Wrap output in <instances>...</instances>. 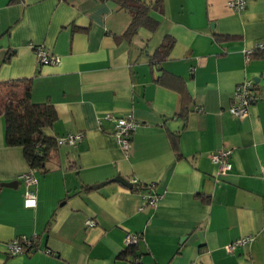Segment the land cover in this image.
I'll return each instance as SVG.
<instances>
[{
	"label": "crops",
	"instance_id": "crops-1",
	"mask_svg": "<svg viewBox=\"0 0 264 264\" xmlns=\"http://www.w3.org/2000/svg\"><path fill=\"white\" fill-rule=\"evenodd\" d=\"M230 1L163 0L150 12L157 29L128 37L134 14L116 0H0V82L31 80L32 102L56 110L50 137L84 136L53 148L27 185L31 169L0 116V264H264V51L246 58L264 39V0L241 12ZM166 36L172 51L154 63ZM39 46L60 63L40 64ZM245 80L259 99L238 119L229 108ZM109 113L138 123L129 154ZM221 149L231 150L225 175L211 160ZM117 176L145 189L101 186ZM22 237L33 248L11 256Z\"/></svg>",
	"mask_w": 264,
	"mask_h": 264
},
{
	"label": "trees",
	"instance_id": "trees-1",
	"mask_svg": "<svg viewBox=\"0 0 264 264\" xmlns=\"http://www.w3.org/2000/svg\"><path fill=\"white\" fill-rule=\"evenodd\" d=\"M123 7L132 10L133 19L126 35L133 36L141 27L155 31L159 22L150 16L151 10L162 13L163 0L142 2L133 0H116ZM175 40L166 36L162 44L150 56L154 63L166 61L172 51ZM256 52L251 56L254 57ZM0 116L6 123V144L8 147L23 149L24 159L31 170L45 172L50 152L57 147L54 137L46 133L57 120L56 110L51 104H34L32 102L31 80H9L0 82ZM177 137H173L176 146ZM178 152V151H177ZM0 184V188H1ZM139 187V188H137ZM144 190L134 184L132 189ZM129 247L122 256L131 255Z\"/></svg>",
	"mask_w": 264,
	"mask_h": 264
},
{
	"label": "built area",
	"instance_id": "built-area-1",
	"mask_svg": "<svg viewBox=\"0 0 264 264\" xmlns=\"http://www.w3.org/2000/svg\"><path fill=\"white\" fill-rule=\"evenodd\" d=\"M133 1H145V0H133ZM247 5V0H231L229 2V7L236 11L241 12L245 10ZM264 51V39L259 40L253 50H250L246 54V58L249 61L254 52ZM35 53L38 61L42 65H54L59 64L60 60L50 54L44 47H36ZM259 99V94L256 91L255 83L252 80H245L244 82L236 86L234 92V102L229 108L230 114L234 118L244 119L249 114V108L255 104ZM106 120L114 123L113 137L121 147V149L129 154L132 151V135L136 132L138 128L137 121L131 116H116L114 114H107ZM83 134H66L63 136L55 137L57 145L59 146H76L83 140ZM231 150L221 149L211 155V160L214 164L218 166V171L221 175H225L232 170L231 163ZM35 170H30V172L23 176L22 179L27 185H31L35 182L34 173ZM261 175L264 179V166L261 168ZM159 196L156 193L151 194L147 197V203L149 206L155 207L158 203ZM35 205V199L32 192H27V198L25 202L26 207H32ZM86 225L93 227L96 222L93 220H88ZM139 237L137 235H128L126 237V244L128 246H133L138 243ZM251 238H243L228 244L225 249L228 253H234L238 248L245 246L251 242ZM34 245L33 238L22 237L11 241L8 244V252L11 256L24 254L28 250L32 249Z\"/></svg>",
	"mask_w": 264,
	"mask_h": 264
},
{
	"label": "water",
	"instance_id": "water-1",
	"mask_svg": "<svg viewBox=\"0 0 264 264\" xmlns=\"http://www.w3.org/2000/svg\"><path fill=\"white\" fill-rule=\"evenodd\" d=\"M110 182H115V183L122 184L123 186H125L127 188H130V189L133 187V185L130 182H128L127 180H125L121 176H117L114 179L110 180L109 182L101 184V186H104V185H106V184H108ZM17 185H18V182H12V183H9V184H3V186L10 187V188H16Z\"/></svg>",
	"mask_w": 264,
	"mask_h": 264
}]
</instances>
